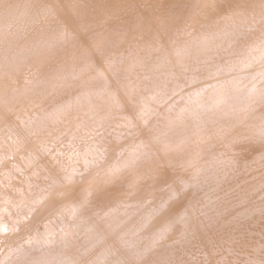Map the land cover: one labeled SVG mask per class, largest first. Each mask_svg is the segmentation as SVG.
Returning a JSON list of instances; mask_svg holds the SVG:
<instances>
[{
	"label": "bare ground",
	"instance_id": "bare-ground-1",
	"mask_svg": "<svg viewBox=\"0 0 264 264\" xmlns=\"http://www.w3.org/2000/svg\"><path fill=\"white\" fill-rule=\"evenodd\" d=\"M0 264H264V0H0Z\"/></svg>",
	"mask_w": 264,
	"mask_h": 264
}]
</instances>
